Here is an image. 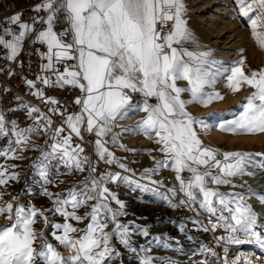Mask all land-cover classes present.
<instances>
[{"label":"snow or ice","instance_id":"snow-or-ice-1","mask_svg":"<svg viewBox=\"0 0 264 264\" xmlns=\"http://www.w3.org/2000/svg\"><path fill=\"white\" fill-rule=\"evenodd\" d=\"M234 3L252 39L264 49V0ZM32 11L36 15L27 21L17 12L0 22V59L22 67L21 53L31 56L34 52L40 61L35 79L23 78L28 95L39 104L17 95L15 106L0 107V158L4 161L0 163V199L11 182L21 181L16 169L22 166L9 161L30 160V180H25L13 200L38 195L49 205L38 207L31 200L0 205V215L6 214L9 221L0 226V264H124L126 253L137 264H186L152 255L153 247L185 255L190 252L191 264H254L255 253L241 252L228 259L227 246L251 245L264 252V212H257L248 202L255 197L264 205V192L249 186L244 193H226L210 184L243 187L232 178L255 175L248 171L251 166L264 170V158L256 159L264 154L221 152L205 146L197 126L207 132L221 114L200 118L188 106L207 107L223 100L214 87L217 78L226 75V87L233 93L243 85L254 91L232 119L219 122V130L233 135L264 133V69L245 74V59L241 58L235 65L211 70L217 63L209 59L211 52L184 46L199 47L184 19V0H40ZM8 75L14 72L10 69ZM180 81L186 86H179ZM46 89L76 94L62 103ZM185 93L189 98H184ZM139 112L145 115L134 125L115 131L119 121ZM10 113H22L30 123L21 126V119ZM125 134L143 136L158 145L144 150L148 155L156 151L159 158L153 156V166L144 168L139 177L122 162L126 157H118L109 147L136 153V148L121 142ZM113 165L121 171L111 170ZM163 169L175 173L176 183L166 191H161L163 181L152 179ZM77 175L83 179H74ZM109 185L150 194L169 208H184L196 217L203 212L207 223L188 219L202 233L223 229L225 235L213 237L217 246L225 245L223 257L188 234L185 224L178 225L179 231L198 245L187 252L179 241L174 247L166 233L134 246L133 236L147 238L149 228L122 220L129 215L126 204ZM178 193L183 198L177 201ZM40 222L43 227L37 228ZM196 256L203 258L193 259Z\"/></svg>","mask_w":264,"mask_h":264},{"label":"rangeland","instance_id":"rangeland-1","mask_svg":"<svg viewBox=\"0 0 264 264\" xmlns=\"http://www.w3.org/2000/svg\"><path fill=\"white\" fill-rule=\"evenodd\" d=\"M39 0H18L12 2V6L21 7L23 5H28L35 3ZM186 5V14L184 19L187 20L188 28L193 33L197 44H185L189 50L192 51H209L211 52L210 60H214L217 63L212 67L211 70H215L217 67H229L238 63L241 58L245 59L244 71L245 74H251L253 70L259 71L264 69V49H261L256 42L251 37L250 28L246 23L242 22L238 16V12H235L234 9L236 5L234 0H184ZM264 31V29H261ZM242 50V51H241ZM179 86H186V82H178ZM227 79L226 75L217 78V83L214 87V90L220 92L224 97L223 100L213 101L207 107L200 106L198 104H193L188 106V110L196 117L209 119L210 113H220V117L211 121L210 127L207 132L200 131L199 126L197 129L199 134L204 141L205 146H210L219 149L221 152L224 151H244L250 153H261L264 154V133L256 135H233L230 133L222 132L219 130V122H222L225 119H232L233 112H239L240 109L238 106L245 102V98L254 91L251 87L243 85L241 89L233 93L229 88L226 87ZM213 89H209L211 91ZM184 98H189L188 94H183ZM139 99V97H135ZM154 102V101H153ZM145 114L143 112L136 113L131 115L129 119H125L118 122V127L115 131H120L122 127H129L136 123L137 120L141 119ZM121 142L127 145L130 148H136L138 151L136 153L124 152L119 150L115 145H109L110 149L115 152L118 157L122 159V162L127 164L129 168L133 170L136 177H139L143 172L144 168L153 166V156L159 158V154L156 151H153L151 155L146 154L144 150L146 149H156V145L153 141L145 139L143 136H129L125 134L121 138ZM3 141H0L2 144ZM25 155L32 156L33 153H25ZM264 157H256L257 160H260ZM3 159L0 158V163H3ZM30 160L24 161H9V163H16L22 166V168L16 169L21 172V181L19 183L11 182V188L4 190L3 199H0V205L12 201L14 206L16 203L27 204L29 200L39 206H48L49 201L46 198L34 195H23L18 201L13 200V196L17 193H21L23 190L25 180H30L29 168ZM253 166H251L252 168ZM251 168H248L249 172ZM113 171H121L115 165L111 167ZM203 170V169H201ZM218 171V170H214ZM185 177L189 174L184 173ZM175 173L163 169L157 175L152 177L153 180L163 181L164 187L161 188V191H166L167 188L172 187L176 182L174 180ZM254 175H245L237 176L232 178L233 183L236 185H243V187L232 188L231 186H216L211 185L210 187L216 188L219 187V190L222 192H246L247 188L251 186L254 190L259 192H264V188L256 185L250 179ZM252 177V178H251ZM76 180L83 179L82 175H77L74 177ZM254 179V178H253ZM143 183H148V181H142ZM255 185V186H254ZM114 191L120 194V199L123 200L126 204V211L129 213L126 217H123L124 222L135 221L137 224L149 228V237L143 236H133L134 246L139 247L140 245H146L148 240L153 236L167 234L171 238L170 242L174 244L175 241L180 242L185 251L198 247V245L193 244V242L188 241L185 233L179 231L178 225L185 224L186 232L190 235H193L198 240L207 244L209 247H212L216 250L220 257H223V248L225 245L217 246L214 242V235L212 233H202L196 231V226L191 223L188 217L199 218L207 223V218L203 212L200 213L199 217H196L194 212L188 211L184 208L171 209L163 201H156L154 197L150 194L140 193L138 190L132 192L126 187L116 188L114 185H109ZM259 187V188H258ZM53 191L59 189L53 188ZM34 191H36L34 189ZM182 194L177 195L176 200L182 199ZM255 197H252L248 202L253 204L255 209V202L252 200ZM259 203V202H258ZM115 206V205H113ZM53 219H58L53 217ZM169 221H175V223H170ZM9 221L5 215H0V226L8 224ZM84 225H79L83 227ZM37 228H42L43 223L40 222L36 225ZM223 230V229H222ZM221 235H225L224 231ZM55 243V241H53ZM117 247L120 248L122 252L126 253L117 241H114ZM236 246V245H233ZM242 248L241 251L245 255L253 256L254 264H264L262 262L256 261L258 255L264 252H261L258 248H255L251 245H240L237 246ZM229 248V247H228ZM62 252L65 255H68V252L61 248ZM152 255H163L169 256L174 260L181 262H186V264H191L188 255L173 251L171 249H163L153 247ZM132 254H125L124 264H137L135 259L128 260L127 256ZM230 252H228V259ZM203 257L196 256L193 259H201Z\"/></svg>","mask_w":264,"mask_h":264},{"label":"built area","instance_id":"built-area-1","mask_svg":"<svg viewBox=\"0 0 264 264\" xmlns=\"http://www.w3.org/2000/svg\"><path fill=\"white\" fill-rule=\"evenodd\" d=\"M18 1V0H0V22L5 21L6 17H9L17 12L22 13V20H29L30 17L36 15L35 12L32 11V8L35 4L39 3V1L35 3H31L28 5H23L21 7H14L12 6V2ZM39 27V25H37ZM35 47H40L39 45H36ZM28 51H32V49H28ZM3 55V52H0V56ZM18 61L22 62L23 66L21 67L19 63H12L8 62L6 60L0 59V107H6V106H15L18 102L14 99L15 96L19 95L23 97L24 100L30 101L33 104H39V101L35 100L33 97L28 95L27 86L24 83V77H27L29 79H35L36 74L39 71L38 65L40 63L39 57L33 54L29 56L27 52H22L21 56L18 58ZM29 62H31V66H29ZM12 70L14 72V75L9 76L8 71ZM10 89L8 92H4V89ZM46 92L48 95L55 96L57 99H60L62 103L69 102L72 97L76 93H69L67 91L61 90V89H46ZM71 110V108H70ZM10 116L19 117L21 119V126H24L25 123H30V121H25L23 119L22 113H10ZM57 123H59V120L57 118ZM34 140H36L38 143H42V139L39 137H33ZM87 139H93V137H87ZM87 151L91 153V148H87ZM104 165H100L101 171L104 170ZM129 174V173H125ZM223 233L222 229H218L216 233H212L214 236H219ZM222 245H224L222 243ZM230 256L229 259L235 258L239 253H241L240 247L228 245ZM258 262L264 263V256L262 254L258 255V259H256Z\"/></svg>","mask_w":264,"mask_h":264},{"label":"bare ground","instance_id":"bare-ground-1","mask_svg":"<svg viewBox=\"0 0 264 264\" xmlns=\"http://www.w3.org/2000/svg\"><path fill=\"white\" fill-rule=\"evenodd\" d=\"M251 171L254 172L255 175L253 176L254 179L251 177L252 179H250V181L252 180L253 183H255L256 185L261 186V188H264V170H262V169H260V168H258L256 166H253L251 168ZM252 200L256 203L255 204V210L257 212H264V205H260L258 203V201L256 200V198H253Z\"/></svg>","mask_w":264,"mask_h":264}]
</instances>
